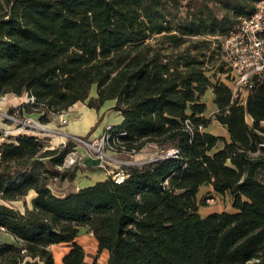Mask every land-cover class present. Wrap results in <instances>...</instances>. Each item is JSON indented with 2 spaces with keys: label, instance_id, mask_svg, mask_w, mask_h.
Masks as SVG:
<instances>
[{
  "label": "trees",
  "instance_id": "trees-1",
  "mask_svg": "<svg viewBox=\"0 0 264 264\" xmlns=\"http://www.w3.org/2000/svg\"><path fill=\"white\" fill-rule=\"evenodd\" d=\"M215 1L223 14L208 2L193 10L174 0H0V97L33 99L19 115L33 110L47 124L77 103L98 111L114 101L123 119L113 131L127 146L177 151L125 168L121 183L107 175L63 193L51 180L75 178L78 166L59 169L74 145L9 136L0 264H58V245L70 248L61 264H85L82 227L108 252L92 264H264V74L234 96L215 77L225 70L213 66L212 46L261 0ZM213 121L228 137L207 131ZM202 186L228 195L233 211L202 216ZM31 191V208L13 205Z\"/></svg>",
  "mask_w": 264,
  "mask_h": 264
},
{
  "label": "built area",
  "instance_id": "built-area-1",
  "mask_svg": "<svg viewBox=\"0 0 264 264\" xmlns=\"http://www.w3.org/2000/svg\"><path fill=\"white\" fill-rule=\"evenodd\" d=\"M221 49L223 60L232 75V86L229 87L233 95L236 96L242 89H251L254 78L264 74V0L256 4V10L251 16L242 18L236 28L223 38ZM29 100L33 101L32 98L27 97V102ZM16 109L17 106L3 112L0 108V158L1 145L7 141L8 137L24 134L35 135L43 139L46 137H62L58 147H64L68 142H71L74 145V149L67 155L63 165L59 168L62 170L82 164L83 156L80 149H83L90 156L101 160V163L109 162L125 166L126 168L141 166L145 163L161 158H170L177 154L174 149L160 152L158 157L141 163V165L133 161L118 160L113 156L125 155L133 157L139 151L127 146L114 133L112 125L106 126L100 136L87 139L81 136L64 134L59 129L68 123V119L64 114L58 115L57 128H51L31 116L20 117ZM4 122H10L14 125V128H5ZM187 128H189L188 124ZM100 166L102 167V165ZM107 175H110L117 183L123 182L127 176L125 169L117 172H108Z\"/></svg>",
  "mask_w": 264,
  "mask_h": 264
},
{
  "label": "rangeland",
  "instance_id": "rangeland-1",
  "mask_svg": "<svg viewBox=\"0 0 264 264\" xmlns=\"http://www.w3.org/2000/svg\"><path fill=\"white\" fill-rule=\"evenodd\" d=\"M203 2H208L211 7L217 8L218 13L220 14L224 13L222 7L218 5L219 3H217L215 0H174L173 4L174 3H177L178 5L182 4L194 10L197 6L201 5ZM223 38H224L223 36L220 37L218 36L217 41H215V43L212 45L213 49H215V53L213 56L214 58L213 66H218L223 64L224 66L223 68L225 70V73H217L215 77L216 79L218 78L222 80L228 86H232L231 85L232 75L230 73V69L226 67V64L223 60L221 47L218 48V45H221ZM241 92H242L241 93L242 96L246 95V92L244 90ZM96 96H97L96 87L94 86L91 90L90 99L95 98ZM210 96L211 93H208L204 97V101L208 106L207 112L205 114L207 117H211L214 114L213 103L211 101ZM26 100H27V96H22V97L4 96L0 98V108L3 110V112H6L8 110H11L15 106L18 107L22 103L26 102ZM114 104H115L114 101H108L102 104L98 111L96 110L99 115L98 121L95 124V126L92 128V130L89 132V134L84 136L85 138L92 139L98 137L104 132L106 126L119 125L122 122L123 119L122 116L118 114L115 110H113ZM81 105L87 106L86 103H77L74 106H72L66 113H64V115L66 114L65 117L69 119L71 117L70 115H72V113L76 110V107ZM25 115L31 116L34 119L38 118V115L33 110H27V112L25 114H21L20 117H24ZM57 117L58 116H52L51 122L57 120ZM3 125L5 126V128H9V129L14 128V125L11 124L10 122H6V123L4 122ZM207 130L215 135L226 134V137H228L225 129L216 121L211 122ZM45 139L49 143L51 149L58 147V146H53L50 143V141L54 139V137L53 138L46 137ZM80 151H81V155L83 156V160H82L83 162L82 164L75 165L79 167V169L76 170L75 178L73 180L65 179L63 181H59V179L51 180L52 188L55 191H59L63 193L77 191L78 189L84 188L85 186L91 185L97 181L104 180L107 177L108 172L110 173L117 172L120 170H124L126 168L125 166H119L118 164H113L109 162L101 163V160L90 156L83 149H80ZM159 153L160 152L157 149V147L148 144L133 157L125 156V155L113 156V154H111V156H113L118 160L133 161L134 163H140L139 165H141V163L155 159L156 157L159 156ZM86 158L96 160L98 162V168H101L102 171H98L99 173H97V172H90L88 170H85L83 164ZM100 165H102V167ZM75 166H72L69 169H73L75 168ZM32 196L33 195L30 192L22 201L15 202L13 205L22 211H24L26 208H31ZM199 198L206 199V206H202L203 213L204 211L210 213L221 212V211H232L231 200L226 196L217 195L212 191L207 192L206 190H203ZM1 239H3V231L0 230V240ZM78 242L83 246L86 254L85 264H92L95 260L99 263H105L108 260V252L107 251L99 252L98 243L96 239L86 227H82L80 229V236L78 238ZM66 248L67 246L65 245H58L51 247V251L53 253L54 259L58 263H62V259L67 253Z\"/></svg>",
  "mask_w": 264,
  "mask_h": 264
},
{
  "label": "crops",
  "instance_id": "crops-1",
  "mask_svg": "<svg viewBox=\"0 0 264 264\" xmlns=\"http://www.w3.org/2000/svg\"><path fill=\"white\" fill-rule=\"evenodd\" d=\"M208 93H211V101L213 103V100H214V94H213V91L212 90H208L207 93L205 94V96L208 94ZM204 96V97H205ZM204 99V98H203ZM27 102V100H26ZM22 103V102H21ZM208 107V106H207ZM213 112L216 111V106L214 105L213 103ZM66 116V114L64 115ZM71 117L68 119V123L67 125L59 128L62 130V132L64 134H70V135H75V136H81V137H84L86 136L87 134H89V132L92 130V128L95 126V124L97 123L98 121V113L95 109H92V108H89L85 105H81V106H77L76 107V110L72 113V115H70ZM36 120H38V118H35ZM214 122V121H213ZM58 123V117H57V120L51 122V123H47V125L51 128H57V124ZM208 131V130H207ZM226 131V130H225ZM224 136H226V134H222ZM62 140V137H54V139H52L50 141L51 145L53 146H58V144H60ZM84 167L85 165H89L91 167H95L97 168L98 167V162L94 159H89V158H86L85 162H84ZM99 173V172H97ZM203 190H206L207 192L208 191H213V189L210 187V186H202L201 189H200V192L198 194V198L200 197L201 195V192ZM32 193V200L34 199L35 197V193L33 191H31ZM215 193V192H214ZM216 194V193H215ZM218 195V194H217ZM228 198H230L228 195H224ZM200 200V198H199ZM19 202V201H18ZM32 202V201H31ZM32 205V204H31ZM200 214L202 216H206L208 214H211V213H214V212H206L204 211V213L202 212V207H200ZM233 211V209H232ZM223 212V211H221ZM219 213V212H218ZM80 244V243H79ZM67 253L69 251V248L67 247ZM66 253V254H67ZM65 254V255H66ZM56 261V260H55ZM56 263H58L56 261ZM58 264H61V263H58Z\"/></svg>",
  "mask_w": 264,
  "mask_h": 264
}]
</instances>
